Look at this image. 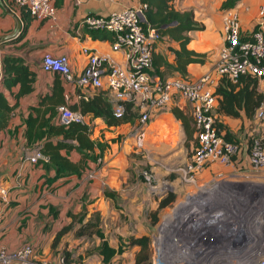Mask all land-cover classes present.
<instances>
[{"label":"built area","instance_id":"1","mask_svg":"<svg viewBox=\"0 0 264 264\" xmlns=\"http://www.w3.org/2000/svg\"><path fill=\"white\" fill-rule=\"evenodd\" d=\"M14 8L23 7L34 18L53 19V0H7ZM145 3L123 6L110 10L104 15L83 16L74 28L80 36L81 27L87 29H107L112 33L110 49L122 50L125 62L120 65L105 54H99L88 46H82L85 64L78 74H73L65 53L44 52L40 68L56 72L63 81L78 89L77 96L87 99L95 90L103 89L111 98L112 113L120 116L125 103H130L137 116L133 128L138 129L155 110L164 107L175 97H182L191 104L194 142L183 173L192 179L193 173L206 164L217 162L229 165L234 157L245 153L250 166L264 165V141L262 137L251 135L244 146L241 142L225 139L216 128L214 115L218 94L215 87L221 79L236 83L240 76L249 75L264 79V5L257 10L258 22L250 30L241 32L238 13L233 7L221 12L222 43L213 64L195 78L178 75L162 76L153 69L152 50L161 34L158 28L146 21ZM89 89L92 91L88 93ZM254 117L264 121V102L254 111ZM55 120L67 125L79 122L89 125L85 114L71 109L65 104L57 106ZM30 163L47 160L40 145L31 146L26 155ZM6 189L0 188L1 199ZM229 203L217 206V213L211 218L212 231H203L201 236H185L180 231L174 241L167 246V252L153 256L149 264H248L253 251L249 246H241L237 240L240 227L237 218L229 210ZM214 211V210H212ZM2 210L0 208V224ZM34 249V242H25L9 247L0 242V264H29L28 257ZM61 260V258L59 259ZM40 264H46L41 261ZM109 264V263H103ZM251 264H264V252L258 254Z\"/></svg>","mask_w":264,"mask_h":264},{"label":"rangeland","instance_id":"2","mask_svg":"<svg viewBox=\"0 0 264 264\" xmlns=\"http://www.w3.org/2000/svg\"><path fill=\"white\" fill-rule=\"evenodd\" d=\"M44 52L52 53L42 50L37 54L39 62ZM21 113L16 110L14 115ZM186 113L192 122L191 107L190 112L186 110ZM239 133L240 129L234 137L244 146L251 135L244 131L243 134ZM97 135L98 132L96 135L93 133L92 137L96 138ZM136 135L133 127L125 129L120 135L112 137L116 140L115 143L110 141L113 147H110L109 142L99 160L83 170L78 179L69 180L64 186H43V190L38 193L33 190L37 172L36 176L34 173L31 176L28 174L31 169L38 171L43 164L36 162L31 166L25 163L29 162L26 155L31 147L14 143L19 153L13 159L20 171L14 175V168L9 176L3 175L0 179V184L5 183V177L12 179V184L8 182L6 186L3 185L7 188L4 199L0 196V203H3L0 207L3 208L5 219L0 231H30L29 236L19 244L34 242V249L28 257L29 264H40L41 261L46 264H64L65 253L68 254V264H103L97 249L100 238L91 231H74L82 224L94 221L96 216L107 244L122 247L109 259V264L134 263V256L140 246L128 243L130 237L148 236L150 262L153 256L167 252V246L178 235L177 231H212L211 218L205 216L200 223L196 219L200 212L206 210H214L212 212L218 215V202H206L204 199L196 203L190 198L181 201L171 191L178 180L187 178L183 168L191 154L189 140L182 154L157 156L149 145L153 141L149 143L146 137L141 139ZM255 136L262 137L264 141V134ZM71 156L75 157V152ZM8 166L0 160V168ZM151 167L160 171V175L154 174ZM21 169L27 174L24 178ZM7 171L4 169L3 172ZM262 191L255 197L232 194L233 201L229 205L230 212L240 226L236 228L239 231V244L253 248L248 264L264 252V187ZM169 194H172L169 202L158 207V202ZM18 195L19 199L13 200ZM48 206L59 211L56 218L49 212Z\"/></svg>","mask_w":264,"mask_h":264},{"label":"crops","instance_id":"3","mask_svg":"<svg viewBox=\"0 0 264 264\" xmlns=\"http://www.w3.org/2000/svg\"><path fill=\"white\" fill-rule=\"evenodd\" d=\"M220 1L221 0L170 1L171 5L176 10H191L193 19L201 25L200 29H190L186 31L189 37L186 47L196 52L206 54L205 60L202 63L189 62L186 65V77L189 79L195 78L205 72L216 59L217 51L222 43L220 20L222 10L219 7ZM54 2L56 5L53 19L30 17L23 34L20 35L19 33L22 29L21 11L19 9H14L7 0H0V79L2 77L1 59L4 54H13L22 57L35 72L32 83L33 89L29 93L15 96L18 88L17 84L11 86L9 89L3 90L8 102L13 105V109L6 127L0 129V160L2 159V164L9 165L7 168H0L2 170V172H0V179L3 175L9 176L14 168V175L20 171L17 170L18 165L13 158L19 153L14 143L17 142L19 145L20 143L24 144V138L21 134L23 124H20L17 135H10L9 129H11L13 125L21 122V118L28 112L29 106L34 104L40 94L51 90L53 72L43 71L40 68V62L37 58L38 53L42 50H49L55 54L60 52L65 53L68 57L73 74H78L85 64V56L81 52L82 46L91 47L97 53L107 55L120 65H123L125 62L123 51L111 50L109 40L91 38L87 33L82 31V29H80V36H77L75 35L73 27L74 24L85 15H104L110 10L136 4L139 0H53V3ZM260 5H264V0H237L232 6L238 13L241 32L250 30L253 24L258 22L259 17L257 10ZM262 25L264 26V21ZM169 47L177 48L178 42L164 34L155 42L152 50L153 69L154 71L156 69L157 72H155L158 74L160 73L162 76L176 75L173 69L165 68L164 61H173V54ZM61 85L62 103L69 107V105L78 102L80 99L77 96L78 89L67 84L63 80H61ZM257 89L261 91L264 98V79L257 81ZM88 91V93H90L92 90L89 89ZM109 97L108 99L111 102V98ZM172 107L188 115L186 110L190 112L191 104L182 97H175L164 107L155 109L144 125L136 130L139 138L142 139L146 137L149 143L153 141L149 145L154 148V153L157 156H173L178 152L182 154L183 147L185 148V145L188 144L187 141H185L180 121L174 117L170 110ZM16 110L22 113L14 115ZM214 115L217 121L226 125L234 136H236L239 129L241 130L239 134H243V131L247 132L248 135L264 134V121L257 119L254 115L245 117L243 113L240 112L239 116L232 117L217 113L216 110ZM85 116L87 121H89L88 127L90 137L92 139L107 142V147L110 141L115 143L116 140L112 139V137L120 135L129 127L132 128L134 123L133 121L122 122L116 125H107L99 116H92L90 114H85ZM97 132V137L93 138L92 134L94 133L96 135ZM122 137H124V135ZM193 142L194 137L192 134V137L189 139L191 147ZM107 147L101 152V156L104 154ZM110 147L112 148L113 144H111ZM94 151L97 152V148H95ZM60 152L64 154L63 149H61ZM72 152H75V157L71 156ZM183 155H185V152ZM68 157L75 161L79 158V155L76 151L71 150ZM233 160L234 161L229 165H221L217 162L208 163L201 170L193 173L192 179L185 178L184 180H178L174 185V189L171 191L174 193V196H179V200L181 201L190 198L197 203L206 199V202L215 201L214 203L218 202L219 205L229 203V201L233 199L232 194L239 197L243 194L244 196L248 194L252 196L261 194L263 192L262 187H264V165L258 168L248 165L243 151L236 155ZM25 163L31 166L34 165V163ZM91 163V160L88 161L86 168L91 167ZM35 167L38 169L37 166ZM86 168L84 167L81 173ZM4 169H7L9 172H3ZM22 169L24 170V167H22ZM22 169L21 173H23L22 176L24 178L27 174L24 173ZM151 169L154 174H157V176L160 175V171L156 169L153 170V167H151ZM45 172L47 174L53 173L51 169L45 171L42 167L38 169V171L31 169L28 174V176H31L30 174L34 173V176H36L33 190L37 191V193L43 190V186L37 189L34 188V185L41 182L43 173ZM79 177L75 174L61 176L56 178L51 184L44 186H64L69 180L78 179ZM26 178L27 177H25V179ZM4 182L5 183L0 184V188H5L7 192V188L3 185L6 186L8 182L12 184V179L10 177H5ZM258 187L260 189H258ZM152 193L157 194L156 192ZM18 199L19 195L16 196L15 199L13 198V200ZM2 204L3 203H0V206ZM0 208L3 210L2 207ZM3 214L4 212L2 211L0 228L5 222ZM29 232L30 231L4 229V231H0V242L9 247H16L26 236H29Z\"/></svg>","mask_w":264,"mask_h":264},{"label":"trees","instance_id":"4","mask_svg":"<svg viewBox=\"0 0 264 264\" xmlns=\"http://www.w3.org/2000/svg\"><path fill=\"white\" fill-rule=\"evenodd\" d=\"M139 1L146 4L144 9L146 21L156 26L161 35L166 34L169 38L178 42L177 48L169 47L173 54V61H164L165 68H171L176 72V75L187 78L186 65L189 62L202 63L206 54L186 47L189 40L186 31L200 29L201 25L193 19L191 10H176L171 5V0ZM236 1L221 0L219 7L224 10L232 7ZM19 10L21 11L22 19V29L19 34L22 35L32 16L23 7H20ZM80 21L81 19L74 24L73 28L77 27ZM81 29L91 38L112 40V33L107 29H87L85 27H81ZM1 69L0 129H3L6 127L13 109V105L8 102L3 90L17 84L18 88L15 96L29 93L33 89L32 83L35 72L22 57L13 54L2 55ZM61 80L62 78L56 72H53L51 90L40 94L34 104L29 106L28 112L21 118V122L9 129L10 135H17L20 124H23L21 134L24 138V145L27 147L40 145V150L47 157V160H38L37 162H42L45 171L51 169L53 173H43L41 182L34 185V188L37 189L51 184L56 178L61 176L75 174L79 177L81 170L87 167L88 161H98L101 157V152L107 147V142L90 137L89 127L86 124L70 122L67 125H62L56 122L57 106L62 104ZM257 81V78L249 75L240 76L236 83L221 79L215 87V92L219 96L216 112L232 117H237L242 112L245 117H251L256 107L261 102H264L261 91L257 89ZM69 107L78 109L83 114L99 116L107 125L133 122L137 116L136 111L131 109L130 103H125L123 113L120 116H115L112 113L111 102L103 89L93 91L87 99L80 98L78 102L69 105ZM170 110L174 117L180 121L185 141L189 140L194 132L190 117L174 107L170 108ZM216 128L218 132H222L225 139L236 141V138L226 125L216 121ZM95 148H97V152L94 151ZM61 149L64 150V154L60 152ZM71 150L76 151L79 155V158L75 161L68 157ZM171 197L172 194H169L160 200L158 207L166 205ZM48 210L53 217L57 216L58 211L54 207L48 206ZM24 222L25 220L22 219V223ZM98 222V216H96L94 221L86 222L74 231H91L96 234L100 238L97 249L101 256V261L108 263L114 253L120 252L122 247L116 248L107 244ZM88 227H91V229L88 230ZM148 240V236L144 234L129 238L128 243L140 246L139 251L134 256L133 264H149ZM64 258V264H68L67 253H65Z\"/></svg>","mask_w":264,"mask_h":264},{"label":"water","instance_id":"5","mask_svg":"<svg viewBox=\"0 0 264 264\" xmlns=\"http://www.w3.org/2000/svg\"><path fill=\"white\" fill-rule=\"evenodd\" d=\"M214 213L215 212H212L210 210L202 211L199 213V215H198L199 217H198V219H196V221L198 223H200V221H202L205 216L212 218L215 215ZM180 232L183 233L185 236H188V237L194 236V235L201 236L203 234V231H180Z\"/></svg>","mask_w":264,"mask_h":264}]
</instances>
